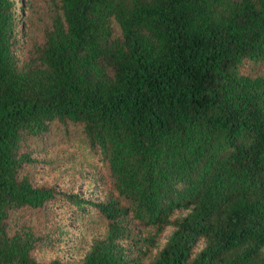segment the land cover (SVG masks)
Wrapping results in <instances>:
<instances>
[{
	"label": "trees",
	"instance_id": "16d2710c",
	"mask_svg": "<svg viewBox=\"0 0 264 264\" xmlns=\"http://www.w3.org/2000/svg\"><path fill=\"white\" fill-rule=\"evenodd\" d=\"M19 7L0 0V264H264V0ZM70 219L88 243L64 257Z\"/></svg>",
	"mask_w": 264,
	"mask_h": 264
},
{
	"label": "rangeland",
	"instance_id": "374dc122",
	"mask_svg": "<svg viewBox=\"0 0 264 264\" xmlns=\"http://www.w3.org/2000/svg\"><path fill=\"white\" fill-rule=\"evenodd\" d=\"M23 2V0H18V8L20 9L19 5ZM85 194H88L91 192L90 189H85ZM69 227H71L74 232H77L75 235H69L68 238H66L65 242L59 247V251L62 256L64 257H75L80 256L86 249L87 245V238L85 235L79 231V225L76 221H73L70 219L68 221ZM169 230L167 231L168 234ZM54 252L51 250L41 252L40 257L45 258L48 256H51Z\"/></svg>",
	"mask_w": 264,
	"mask_h": 264
}]
</instances>
